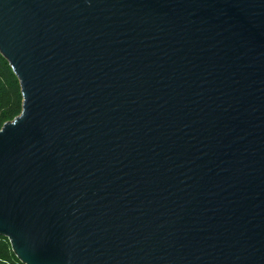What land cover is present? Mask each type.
Listing matches in <instances>:
<instances>
[{
	"label": "water",
	"instance_id": "obj_1",
	"mask_svg": "<svg viewBox=\"0 0 264 264\" xmlns=\"http://www.w3.org/2000/svg\"><path fill=\"white\" fill-rule=\"evenodd\" d=\"M0 53L22 264H264V0H0Z\"/></svg>",
	"mask_w": 264,
	"mask_h": 264
},
{
	"label": "trees",
	"instance_id": "obj_2",
	"mask_svg": "<svg viewBox=\"0 0 264 264\" xmlns=\"http://www.w3.org/2000/svg\"><path fill=\"white\" fill-rule=\"evenodd\" d=\"M22 100L19 80L8 61L0 53V127L21 112ZM0 258H4L9 263H21L15 256L10 242L2 236H0Z\"/></svg>",
	"mask_w": 264,
	"mask_h": 264
},
{
	"label": "rangeland",
	"instance_id": "obj_3",
	"mask_svg": "<svg viewBox=\"0 0 264 264\" xmlns=\"http://www.w3.org/2000/svg\"><path fill=\"white\" fill-rule=\"evenodd\" d=\"M18 114H20V113H18ZM18 114H17V115H18ZM17 115H16V116H17ZM14 118H15V117H14ZM14 118H13V119H14ZM13 119H10V120H13ZM7 121H9V120H7ZM2 126H3V125H2ZM2 126H1V127H2ZM1 127H0V128H1ZM0 264H21V263H18V262H16V263H9L8 261L4 260V258H0Z\"/></svg>",
	"mask_w": 264,
	"mask_h": 264
}]
</instances>
